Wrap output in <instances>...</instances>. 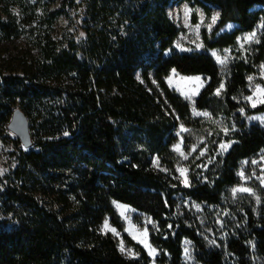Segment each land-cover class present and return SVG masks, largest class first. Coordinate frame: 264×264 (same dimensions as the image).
<instances>
[{"label": "trees", "instance_id": "16d2710c", "mask_svg": "<svg viewBox=\"0 0 264 264\" xmlns=\"http://www.w3.org/2000/svg\"><path fill=\"white\" fill-rule=\"evenodd\" d=\"M56 2L59 7L51 8ZM74 2L0 0L18 6L28 23L43 16L29 24L36 30L41 74L0 77V111L5 96L39 105L46 112L32 129L50 134L42 139L30 133L28 149L12 137L19 163L0 178V264H149L145 249L127 234L122 237L139 258L125 256L116 239L100 231L106 217L123 230L113 202L151 219L150 242L162 264H183L184 239L193 243L199 264H255L257 256L264 262V204L255 211L246 196L230 207L240 228L224 252L205 245L192 210L180 202L222 203L240 182L241 162L264 151V128L248 125L238 112H264V105L251 108L241 101L250 93L248 78L258 76L264 62V0H80L79 21L71 11ZM183 2L202 8L206 21L218 10L212 31L201 29L202 51L173 50L182 29L167 7ZM6 14L0 17V40L21 34L17 16ZM62 17L80 28V38L75 30L63 44L53 37ZM260 22L258 41L245 58L230 63L224 80L209 50L235 46L239 35ZM228 23L237 27L221 32ZM172 71L208 78L195 106L209 119L192 117L189 104L167 85ZM179 124L211 132L204 154L189 160L188 186L177 175L172 151ZM221 144H229L226 151Z\"/></svg>", "mask_w": 264, "mask_h": 264}, {"label": "rangeland", "instance_id": "374dc122", "mask_svg": "<svg viewBox=\"0 0 264 264\" xmlns=\"http://www.w3.org/2000/svg\"><path fill=\"white\" fill-rule=\"evenodd\" d=\"M74 3L76 5L71 8V11L76 15V21H79L84 8L80 4V0H75ZM59 5V2H56L51 5V8L59 7ZM7 11L17 16L21 27V34L19 37L11 40H0V77H26L34 75V72L35 75H40L38 66L41 65V56L34 45L36 30L31 29L29 24L35 25L37 22L43 20V16L37 15L34 17L33 22L28 23L20 13L18 6L10 5L5 7V5L0 3V17L2 19L8 17L6 14ZM193 12L197 15L195 23L192 21ZM167 13L174 23L182 29L173 43V50L181 53L202 51L204 46L201 29L205 28L208 32L212 31L218 20V10L216 8L213 9L212 17L209 21H206L202 8H192L186 2L178 5L170 4L167 7ZM213 17H216L215 22H213ZM39 26L45 29V25L41 24ZM236 27V24L228 23L221 32H231ZM261 29L262 23L260 22L253 31L239 35L235 46L209 50V53L221 67L224 80L229 76L230 63L235 59H241L247 56L252 45L258 41ZM73 30L77 31V38L82 36L80 28L68 25V21L62 17L55 22L52 28V35L60 44H63L65 35ZM252 33H255V36L250 40L246 39ZM217 57H220L224 63H220ZM166 80L167 85L175 90L189 104L192 117L202 119L210 118V114L207 111L199 110L195 106V100L200 94L199 92L207 84L208 78L201 75H181L176 71H172ZM62 81L64 83L68 82L67 79H63ZM223 83L221 86H223ZM223 87H220L219 94L223 90ZM257 87L264 89V62L259 68L258 76L248 78L250 93L241 98V101L248 104L251 108L264 105V103H259V100L264 98V92L257 91ZM247 97H253V100L249 101L246 99ZM2 101L6 106L0 111V178L10 174L19 163L16 156V148L11 141L15 134L9 128L10 121L15 114L14 111L21 112L28 117L30 133H33L36 138L41 137L44 139L50 137L48 132H42V130L34 131L32 129L33 126L36 127L40 122V116H44L46 112L39 105L34 106V104H30L28 106L20 100L10 102L6 96L3 97ZM253 103H255V107H253ZM8 106L11 107V110H8ZM238 112L248 125L264 128V112L246 114L243 109L238 110ZM203 113H207V115H203ZM214 124L219 125V128L224 132L227 131L223 121L215 120ZM182 127L187 129V131L182 132ZM175 135L176 141L172 146V151L176 157L175 169L182 184L188 186L189 160L200 157L202 155L201 152L204 154L205 142L211 135V132L204 130L198 131V129L179 124ZM177 145H180L179 151L176 149ZM185 156H187L186 159ZM181 168L185 169L183 176L179 171ZM185 177L187 178V184L185 183ZM238 177L240 179L239 184L230 187L226 192L223 202L218 205H206L180 199L181 203L192 210V215L195 216L197 221V233L208 248L220 249L225 252L228 239L238 232L240 223L237 216L230 209L231 206L244 203L246 196L251 198L255 211L259 212V208L263 206L264 195L262 190H264V183L262 181H264V151H261L254 157L243 160L240 164ZM241 187L248 188L251 191L233 192V189ZM113 207L120 217L119 219L123 224V230L119 231L111 223L110 218L106 217L100 226V231L111 234L116 239L119 250L128 258H139V254L132 246L124 241L122 237L123 233L127 234L136 244H139L145 249L150 257L149 264H162L158 261L161 256L160 250L150 242V230L148 229L153 226L151 219L132 207L119 202H113ZM122 248L123 250H121ZM182 249L183 264H199L195 258L196 252L192 242L184 239L182 241ZM254 261L255 264H264L258 256L254 257Z\"/></svg>", "mask_w": 264, "mask_h": 264}, {"label": "water", "instance_id": "95a60500", "mask_svg": "<svg viewBox=\"0 0 264 264\" xmlns=\"http://www.w3.org/2000/svg\"><path fill=\"white\" fill-rule=\"evenodd\" d=\"M10 130L16 135L20 140L23 149H28L32 145L30 131H29V121L27 117L21 113L16 112L11 119Z\"/></svg>", "mask_w": 264, "mask_h": 264}, {"label": "snow or ice", "instance_id": "6c2138e0", "mask_svg": "<svg viewBox=\"0 0 264 264\" xmlns=\"http://www.w3.org/2000/svg\"><path fill=\"white\" fill-rule=\"evenodd\" d=\"M215 19H216V17H213V22H215ZM254 36H255V33H252V34H250L248 37H246V39H249V40H250V39H252ZM214 55H215V53H214ZM217 59H218V61H219L220 63H224V61L221 60L220 57H217ZM196 79H199V78H196ZM250 79H251V78H250ZM221 87H223V86H221ZM257 91H259V92H264V89H260L259 87H257ZM217 94H219V89L217 90ZM254 95H255V94H254ZM246 99H248L249 101H252V100H253V97H247ZM259 103H264V98H261V99L259 100ZM255 106H256L255 103H253V107H255ZM198 114H199V113H198ZM203 115H207V113H203ZM181 131H182V132H183V131H187V129H184V128L182 127V128H181ZM65 135H68V133L66 132ZM220 147H221V150H222V151H226L227 148L229 147V145H228V144H221ZM176 149H177V151H179V150H180V145H177V146H176ZM201 154L203 155V152H201ZM182 155H183V153H182ZM186 158H187V156H185V159H186ZM154 163H157V161H154ZM179 171H180L181 175L183 176L184 173H185V169L181 168ZM241 175H243V174H241ZM185 183L187 184V178H186V177H185ZM262 183H264V181H262ZM237 191H240V192H250L251 190L248 189V188H243V187L238 188V189H233V192H234V193L237 192ZM121 250H123V248H122Z\"/></svg>", "mask_w": 264, "mask_h": 264}]
</instances>
